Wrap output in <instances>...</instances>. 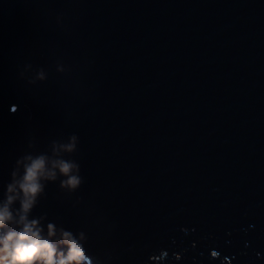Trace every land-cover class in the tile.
Masks as SVG:
<instances>
[{
    "label": "water",
    "instance_id": "1",
    "mask_svg": "<svg viewBox=\"0 0 264 264\" xmlns=\"http://www.w3.org/2000/svg\"><path fill=\"white\" fill-rule=\"evenodd\" d=\"M73 134L89 264H264V0H0V200Z\"/></svg>",
    "mask_w": 264,
    "mask_h": 264
},
{
    "label": "clouds",
    "instance_id": "2",
    "mask_svg": "<svg viewBox=\"0 0 264 264\" xmlns=\"http://www.w3.org/2000/svg\"><path fill=\"white\" fill-rule=\"evenodd\" d=\"M40 79H44L40 73ZM79 137L52 141L50 152L27 153L17 159L0 200V264H89L87 239L33 212L46 198L49 183L76 193L84 183L74 158ZM33 145H29L32 147Z\"/></svg>",
    "mask_w": 264,
    "mask_h": 264
}]
</instances>
